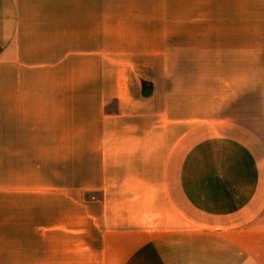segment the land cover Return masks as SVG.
<instances>
[{
  "label": "crops",
  "instance_id": "obj_1",
  "mask_svg": "<svg viewBox=\"0 0 264 264\" xmlns=\"http://www.w3.org/2000/svg\"><path fill=\"white\" fill-rule=\"evenodd\" d=\"M29 175L98 208L99 264H264V0H0V192Z\"/></svg>",
  "mask_w": 264,
  "mask_h": 264
},
{
  "label": "rangeland",
  "instance_id": "obj_2",
  "mask_svg": "<svg viewBox=\"0 0 264 264\" xmlns=\"http://www.w3.org/2000/svg\"><path fill=\"white\" fill-rule=\"evenodd\" d=\"M129 67L131 74L126 75L136 74ZM138 72L139 76H167V67L140 66ZM115 107L112 101L109 108ZM34 163L29 151V174L35 172ZM14 179L11 194L0 192V264H99L101 259L87 246L97 247L99 241L85 240L84 225L78 221L98 208L85 206L83 194L52 191L47 186L50 178H38L37 187V178L29 175L22 191ZM85 234L89 237L93 232Z\"/></svg>",
  "mask_w": 264,
  "mask_h": 264
}]
</instances>
